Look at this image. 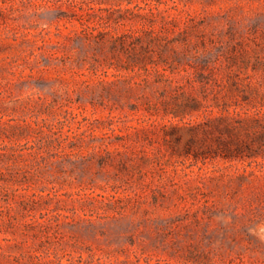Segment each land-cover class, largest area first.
Masks as SVG:
<instances>
[{"label":"rangeland","instance_id":"rangeland-1","mask_svg":"<svg viewBox=\"0 0 264 264\" xmlns=\"http://www.w3.org/2000/svg\"><path fill=\"white\" fill-rule=\"evenodd\" d=\"M72 1L139 11L151 2L0 0V154L41 139L37 124L63 120L65 109L77 117L59 125L64 135L124 140L109 145L119 150L113 164L84 146L45 168L36 150L18 162L34 173L22 189L2 187L0 175V264H264V0H160L156 27L161 16L190 24L191 46L181 70L137 75L131 94L112 68L59 62L40 72L26 59L43 38L49 52H65L80 28L67 16ZM104 79H117L121 94H108ZM192 137L195 151L220 154L195 159ZM225 144L238 155L224 157Z\"/></svg>","mask_w":264,"mask_h":264},{"label":"trees","instance_id":"trees-1","mask_svg":"<svg viewBox=\"0 0 264 264\" xmlns=\"http://www.w3.org/2000/svg\"><path fill=\"white\" fill-rule=\"evenodd\" d=\"M113 0H93V2L111 3ZM123 0H115L120 4ZM157 6H152L151 2H146L145 6L140 7L145 11L135 10L136 7H128L122 9L121 7H104L91 6L86 1L70 3V21L76 19L80 23V28L72 29L65 37V41L61 43L64 53L59 56L57 51L49 52L45 49L47 43L46 39H42L43 43L35 48H31L27 53L26 59L28 62L35 63L39 71L48 69L49 66L59 65L63 63L65 67L75 69L76 66L86 67L87 70L97 73L99 70H104L108 74L109 69H114L112 73L114 76H124L128 83V94L133 91L132 79L135 76H142L144 82H148L153 73L157 76H163L164 70L175 72L180 69V57L189 50L191 46V30L190 24L180 27L177 18H169V16H161L160 27H156L159 22L158 9L160 0H154ZM131 3L132 0H127ZM129 25L128 28L122 29L123 26ZM80 46H83L85 51L81 54ZM60 48H58L59 50ZM89 49L93 50L92 54ZM39 57H43L40 59ZM79 73V70L76 71ZM43 76V75H42ZM44 77V76H43ZM98 85L103 86L109 94L120 95L118 81L115 80H101ZM56 91H60L63 87ZM57 103V99L52 100L47 104V107L53 106ZM164 103H167L165 101ZM197 101L194 99L188 100L186 106L188 108L196 109ZM64 105V104H63ZM138 106H136L137 108ZM149 119L158 114L155 108L148 107L147 109ZM166 114L173 113L178 116V110L166 111ZM73 112L65 109V116L63 120L56 123L40 124L37 133L41 135V139H33L32 144H15L10 147L5 146L4 152L0 154L3 165L0 166L2 187H15L14 191L22 189L25 183L28 182L31 173L26 167L19 165L22 159L37 155L40 150L42 162L44 167L52 166L53 157H76L80 154L84 146L92 147L94 152L92 156H98V163L100 166L106 164H113L117 160L119 150H111L109 145L114 141L124 140L123 136L114 135V132H105L102 136H97L93 133L85 135L84 133L75 132L72 135L66 134L58 130L59 125L69 123L70 116ZM77 117V115H73ZM154 120H157L156 118ZM153 120V121H154ZM112 122H109L111 124ZM47 128V130L45 129ZM25 130H22L19 135L23 136ZM114 131V130H113ZM18 136V133L16 134ZM115 136V138H113ZM192 137L186 143V153H191L195 159L201 157L207 158L209 156H216L220 153L203 150L195 151L194 140ZM125 147L127 146L123 143ZM227 151L224 157L237 156L239 151L232 150L225 144ZM125 151V150H124ZM90 159V158H89ZM91 160V159H90ZM35 200H28V203H35ZM34 209V207L32 208ZM121 212V211H120Z\"/></svg>","mask_w":264,"mask_h":264}]
</instances>
